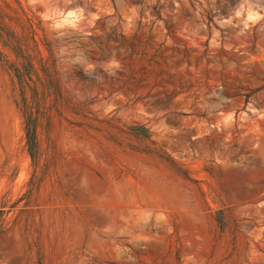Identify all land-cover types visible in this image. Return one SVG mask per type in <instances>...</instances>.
Returning a JSON list of instances; mask_svg holds the SVG:
<instances>
[{
    "label": "rangeland",
    "instance_id": "rangeland-1",
    "mask_svg": "<svg viewBox=\"0 0 264 264\" xmlns=\"http://www.w3.org/2000/svg\"><path fill=\"white\" fill-rule=\"evenodd\" d=\"M0 264H264V0H0Z\"/></svg>",
    "mask_w": 264,
    "mask_h": 264
},
{
    "label": "trees",
    "instance_id": "trees-1",
    "mask_svg": "<svg viewBox=\"0 0 264 264\" xmlns=\"http://www.w3.org/2000/svg\"><path fill=\"white\" fill-rule=\"evenodd\" d=\"M25 132L28 151L31 157L35 160L39 151V140L37 132V120L32 116L26 118Z\"/></svg>",
    "mask_w": 264,
    "mask_h": 264
}]
</instances>
